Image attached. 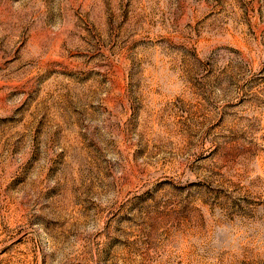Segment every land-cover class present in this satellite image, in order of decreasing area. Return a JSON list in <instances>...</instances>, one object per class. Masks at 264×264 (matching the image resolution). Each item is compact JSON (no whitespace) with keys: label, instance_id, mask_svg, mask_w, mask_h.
I'll use <instances>...</instances> for the list:
<instances>
[{"label":"rangeland","instance_id":"374dc122","mask_svg":"<svg viewBox=\"0 0 264 264\" xmlns=\"http://www.w3.org/2000/svg\"><path fill=\"white\" fill-rule=\"evenodd\" d=\"M0 264H264V0H0Z\"/></svg>","mask_w":264,"mask_h":264}]
</instances>
